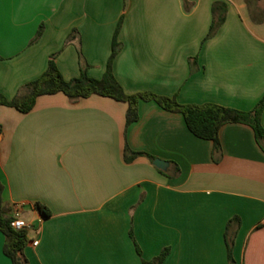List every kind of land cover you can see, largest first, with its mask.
Instances as JSON below:
<instances>
[{
  "label": "crops",
  "instance_id": "obj_1",
  "mask_svg": "<svg viewBox=\"0 0 264 264\" xmlns=\"http://www.w3.org/2000/svg\"><path fill=\"white\" fill-rule=\"evenodd\" d=\"M214 2L224 21L206 38ZM119 21L111 71L126 94L240 111L264 95V0H0V95L13 98L51 58L64 80L82 65L101 78ZM127 108L62 92L27 112L0 105L2 199L31 226L20 257L142 264L168 248L161 264H230L224 233L235 217L233 264H264V151L250 126L223 124L214 161L181 113L139 99L127 125ZM131 152L142 154L128 161ZM4 242L0 231V264H12Z\"/></svg>",
  "mask_w": 264,
  "mask_h": 264
},
{
  "label": "trees",
  "instance_id": "obj_2",
  "mask_svg": "<svg viewBox=\"0 0 264 264\" xmlns=\"http://www.w3.org/2000/svg\"><path fill=\"white\" fill-rule=\"evenodd\" d=\"M246 2L249 4L251 0H246ZM224 13V3L214 2L212 5V20L206 38L211 37L223 23ZM119 26L120 21L114 32L111 52L101 78L94 79L89 77L86 74L85 66L82 65L77 77L64 80L51 58L42 75L22 86L13 98L7 99L0 95V105L14 107L21 112H27L33 107L35 99L40 95L62 92L70 101L75 102L79 98L96 94L127 102L126 124L128 125L137 119V102L139 99L154 101L165 110L181 113L187 129L194 136L200 139L210 140L212 142V158L214 161H218L221 156L218 131L225 123H243L250 126L256 143L264 151V131L260 124V114L264 107V95L251 110L240 111L210 103L202 105L180 104L174 97L156 95L151 92L126 94L111 71L112 60L120 48V44L116 40ZM72 36L73 35L70 34L66 42L70 41ZM190 67L191 70H193L191 60ZM141 154L142 153L131 152L130 157L127 156L126 160L130 161L132 157ZM147 156L150 160L154 159L153 156ZM2 191L3 185L0 183V231L5 237L3 252L11 260L12 264H27L26 259L20 257L21 250L27 242V231H15L10 227L9 223L12 217L9 206L2 199ZM35 206L43 215L47 216L49 214V210L42 204L36 203ZM236 219L237 218L234 217L229 220L224 233V241L227 248V255L231 262L230 264H233L231 249L234 241V231H230L229 228L233 220L235 221ZM136 252L140 255V250L137 245ZM167 253L168 248H164L156 257L148 261L142 260V264H161Z\"/></svg>",
  "mask_w": 264,
  "mask_h": 264
},
{
  "label": "built area",
  "instance_id": "obj_3",
  "mask_svg": "<svg viewBox=\"0 0 264 264\" xmlns=\"http://www.w3.org/2000/svg\"><path fill=\"white\" fill-rule=\"evenodd\" d=\"M12 219L9 223L10 227L15 230V231H20V230H28L30 229V224L27 223L24 219H22L19 215V210L16 208L14 213L11 215ZM34 245L37 244V241L33 242Z\"/></svg>",
  "mask_w": 264,
  "mask_h": 264
},
{
  "label": "water",
  "instance_id": "obj_4",
  "mask_svg": "<svg viewBox=\"0 0 264 264\" xmlns=\"http://www.w3.org/2000/svg\"><path fill=\"white\" fill-rule=\"evenodd\" d=\"M153 164L159 169H164L165 162L159 159H155L153 161Z\"/></svg>",
  "mask_w": 264,
  "mask_h": 264
}]
</instances>
